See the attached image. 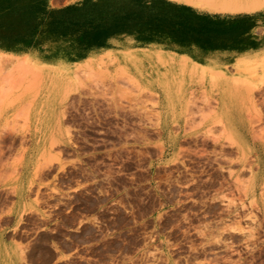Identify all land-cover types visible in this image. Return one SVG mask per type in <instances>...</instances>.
<instances>
[{
	"label": "rangeland",
	"instance_id": "1",
	"mask_svg": "<svg viewBox=\"0 0 264 264\" xmlns=\"http://www.w3.org/2000/svg\"><path fill=\"white\" fill-rule=\"evenodd\" d=\"M0 264H264V8L0 0Z\"/></svg>",
	"mask_w": 264,
	"mask_h": 264
},
{
	"label": "bare ground",
	"instance_id": "2",
	"mask_svg": "<svg viewBox=\"0 0 264 264\" xmlns=\"http://www.w3.org/2000/svg\"><path fill=\"white\" fill-rule=\"evenodd\" d=\"M183 1L195 6H200L217 11H234V12L255 11L264 8V0H183ZM215 111L213 110V112Z\"/></svg>",
	"mask_w": 264,
	"mask_h": 264
}]
</instances>
